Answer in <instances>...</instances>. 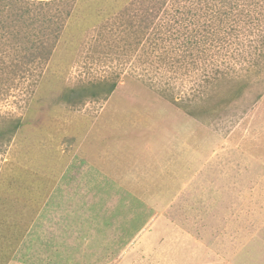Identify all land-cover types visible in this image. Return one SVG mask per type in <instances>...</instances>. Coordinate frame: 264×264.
<instances>
[{"label": "rangeland", "instance_id": "1", "mask_svg": "<svg viewBox=\"0 0 264 264\" xmlns=\"http://www.w3.org/2000/svg\"><path fill=\"white\" fill-rule=\"evenodd\" d=\"M0 264H264V0H0Z\"/></svg>", "mask_w": 264, "mask_h": 264}]
</instances>
